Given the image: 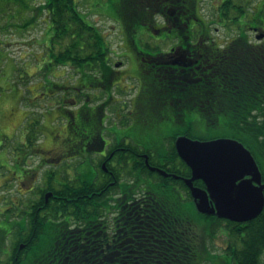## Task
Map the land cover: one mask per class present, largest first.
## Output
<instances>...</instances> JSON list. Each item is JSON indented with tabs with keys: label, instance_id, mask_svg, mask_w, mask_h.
Instances as JSON below:
<instances>
[{
	"label": "trees",
	"instance_id": "trees-1",
	"mask_svg": "<svg viewBox=\"0 0 264 264\" xmlns=\"http://www.w3.org/2000/svg\"><path fill=\"white\" fill-rule=\"evenodd\" d=\"M79 1L45 0L41 7V10H46V20L51 22L53 28L49 48L50 66L85 69L83 76H108L111 73L108 69L112 67L109 41L99 26L87 21L89 15L80 11ZM187 1L195 11V0H118L114 5L117 14H125V20L146 18L152 24L157 22V18L152 17L154 11L164 3L185 4ZM131 9H134V14L130 17ZM263 10L264 5L261 12ZM110 18L116 21L113 14ZM220 57L219 69L207 75L210 79L182 76L167 80L162 75L157 77L151 74L154 78L149 86L152 88L157 83L170 81L175 98L180 97V89L184 87L186 95L183 98L189 102L185 111L190 117L194 112H203V105L208 101L214 102L209 107L222 118H213L218 121L213 122L212 126L201 123L202 126L214 127L229 120L234 121L229 118H237L235 121L239 125L252 120L257 128L263 129V120L256 122L255 118L259 117L254 113L264 118V41L251 43L238 36L231 43L230 51ZM145 60L151 61L147 67H164L163 59ZM211 82H214L212 89L207 86ZM261 96L263 99H260ZM232 102L236 115L232 113V116H228L226 109ZM154 105L159 107L156 102ZM173 108L178 109L176 105ZM199 122H202V118ZM188 133L174 136H188ZM150 164L179 177H163L145 168L139 169V176L143 172V176H140L142 182L143 178L146 182L152 179L166 190L179 185L182 187V179L190 177L189 168L179 160L173 146L158 154ZM257 164L264 182V170ZM131 174L129 169L126 176L131 178ZM88 181H67L58 187L50 186L49 189L60 198H50L46 204L43 197L37 203L36 197L23 199L21 195L8 203L0 211V221L3 223L0 227V264H205L207 256L213 259V264H264V208L259 216L247 223H232L205 214H199V221L195 222L192 217L179 215L177 208L169 206L151 191L139 196L138 201L132 199V206L137 207L132 230L129 228L127 233L121 230L108 234L105 244L100 241L101 235L92 232L91 244L87 249L86 245L71 241V236L77 230L69 229L70 223L65 216H72L81 224L89 220L91 226L98 221L99 212L102 211L100 203L104 199L94 196L89 202L86 201V190L93 192L99 186ZM194 185L203 186L201 181H195ZM183 187L187 194L186 201L192 202L188 189ZM116 192L115 187H109L106 198ZM33 202L34 206L31 205ZM23 204L25 210L21 207ZM39 205L42 208H38ZM7 224L10 226L7 227ZM201 229L205 235L200 234ZM218 232L227 236V247L222 255L212 254L206 241V238ZM21 244L24 247L20 249Z\"/></svg>",
	"mask_w": 264,
	"mask_h": 264
},
{
	"label": "flooded vegetation",
	"instance_id": "flooded-vegetation-1",
	"mask_svg": "<svg viewBox=\"0 0 264 264\" xmlns=\"http://www.w3.org/2000/svg\"><path fill=\"white\" fill-rule=\"evenodd\" d=\"M195 1V11H193L189 1L185 4L164 3L152 15L154 19L157 18V26H154V22L151 24L146 18H143V22V19H124V23L117 21L118 33L124 45L123 50H128L132 46L140 63V69L135 68L133 70L134 73L139 71L147 72L157 77L162 75L167 80L171 77L174 79L182 76H198L200 80H207L210 79V76H207L208 74H213L219 69L220 58H223L220 56L230 51V45L236 37L241 36L251 43L264 41V32L258 25L254 28L248 27L254 32V40L258 39L254 41L248 34L247 27L245 29L237 28L233 24L236 18L245 12L243 5L237 4L235 0ZM203 2L207 4L208 14L202 13L200 4L203 5ZM262 5L259 3V8L255 12L257 10L261 12ZM133 11L134 9H131L130 17L134 14ZM128 24L137 25L135 31L136 39H131L132 41H129L126 36L125 29L127 30ZM212 25L220 26L227 30L230 29L231 31L234 30L233 26L237 29L234 31L235 35L220 38L211 33ZM215 31L217 32L218 28H215ZM137 38L139 43L143 47H147V49L152 48L151 41L158 39V43H160L159 49L161 50L156 52L155 55L145 54L143 50H138V45L135 44L137 43ZM146 58L163 59L164 67H157V65L147 67L143 62ZM97 70L104 71L103 69ZM108 70L111 71L108 76L103 74L83 76L82 71H85V69L74 67H56L53 69L51 75L56 80L63 78L62 82L64 84L51 81L52 86L56 89L51 87L50 91L43 84L38 89V91H41L35 97L39 95L41 98L44 96H55V98L59 99H57V103L71 108H66V112L70 118L68 125L76 133L74 145L70 152L62 149V138L59 135L62 131L52 133V138L55 142L47 148L46 155L39 157L38 154H34L40 159L38 164L35 166L27 165V156L31 155L30 153L20 158L19 170L27 176L23 178L22 174L19 176L16 174L12 175L13 179L18 181L21 186H25L26 182L30 183L29 189L24 194H30L28 196L31 198L36 197L37 203H39L41 197L45 198L46 193H51L52 196L50 198H60L49 187H58L66 184L67 181L79 183L89 180V183L99 185L93 192L88 189L84 194L87 202L94 196L104 199L100 203L102 211L99 212L100 215L97 222L91 226L89 220L81 224L79 221H75L72 216H65V219L70 223L69 229L72 231L77 230L73 234L74 236H71V241L86 245L87 249L91 244L92 232L93 234L101 235L102 239L100 241L105 244L108 234L121 230L127 233L129 228L133 229L136 221V219L133 221V216L136 215L137 207L132 206V199L134 198L138 201L139 191H137V185L140 181L143 183L140 180L143 172L139 176V169L150 170V167L153 166L150 162L158 155H155L153 150H151L146 138L123 135L117 130L121 127V118H130L132 116L129 111L123 114V105H120L121 107L119 108L117 106L113 107L109 98H111L115 88L131 76L128 74L127 68L123 69L122 67L113 66ZM169 82L157 83L154 89L156 98L154 102L159 107H156L161 109L164 106L169 110L170 114V108L176 105L178 112L171 113L170 118L190 117L185 111V106L189 103L183 98L186 95L185 88L181 87L180 97L175 98L176 96L172 95L174 90L171 89ZM213 85L214 82L207 84L211 89ZM160 103L162 104L161 106L159 105ZM213 103L208 101L203 105L205 106V112L199 113L202 118L219 117L214 112V109L209 107ZM192 115L194 114L192 113ZM98 118H110L115 125V130L108 132L100 130L97 123ZM24 119H26V115L22 120ZM53 119L55 121L57 118ZM30 125L37 126L36 122ZM167 147L165 145L164 150ZM36 153H39V151H36ZM79 157L88 159L92 163L93 174L91 178L77 173L71 175L70 172L75 167V163L71 164V161H76ZM49 160L54 161V163H49ZM158 165L161 166L162 163ZM129 169L132 172L131 178L126 176V172ZM55 179H58L56 183ZM123 181L126 182L122 183ZM38 183H40L39 186ZM123 184L127 185L128 188ZM35 187L38 188L37 195L35 194ZM109 187H115L117 192L111 193L107 199L106 191ZM182 190L185 197V190L183 188ZM46 200L44 201L45 204L47 203ZM31 205L34 206L35 203H31ZM21 207L24 210L26 208L25 204L21 205ZM38 208H42V205H39ZM24 210V215H22L26 217ZM74 246L76 245L74 244Z\"/></svg>",
	"mask_w": 264,
	"mask_h": 264
},
{
	"label": "rangeland",
	"instance_id": "rangeland-1",
	"mask_svg": "<svg viewBox=\"0 0 264 264\" xmlns=\"http://www.w3.org/2000/svg\"><path fill=\"white\" fill-rule=\"evenodd\" d=\"M47 1V0H46ZM118 0H80V11L87 12L90 23L98 25L99 28L106 34L111 50L117 51L120 45L121 38L118 33L117 25L111 19L110 15L115 16L116 21L124 23L125 14H117L115 12ZM207 2V0H206ZM264 5V0H239V4L246 6V11L240 14L233 22L237 28L259 26L264 30V10L262 12H253L251 9L258 7V3ZM45 0H0V211L3 210L8 201L16 200L20 195L24 194L30 183L26 182L25 186H20L18 181L12 178V174L20 175L25 178L27 175L19 170L20 158L25 154H38L39 157L46 155L47 148L51 146L55 140L52 138V133L60 132L62 138L61 148L70 152L74 145V137L76 133L68 125V114L66 112L67 106L55 105L57 99L54 97H42V100L47 97V100L40 101L37 97V107H32L34 97L39 93L40 86L37 81L42 78V83L47 86L50 91L52 85L51 75L54 66H50V38L53 35V28L50 21L46 20L48 15L46 10H41ZM206 3L200 4L203 14H208ZM211 8V6H209ZM251 8V9H250ZM157 26V23H154ZM234 30H227L220 26L212 25L211 33L220 38L235 35ZM146 28V27H143ZM218 28V31H215ZM137 25L128 24L126 36L129 41L136 39L135 31ZM248 34L254 40V33L250 29H246ZM162 36V35H161ZM256 41V40H254ZM158 39L151 41V49L143 47L137 38L135 43L139 51H144L145 54L155 55L160 48ZM123 47H120V49ZM136 48V51L138 52ZM119 51V50H118ZM121 51V50H120ZM122 55L126 57H113V64L122 63L121 67L128 69L129 77L126 81L121 82L117 90L112 93L109 98L113 107L117 105H124L123 114L129 111L132 117L121 118L127 124L119 127L117 130L123 135H131L136 137H144L148 140V144L153 150L154 154H163L165 145H168L170 138L174 134L184 133L189 131L188 139L192 141H206L211 139H231L241 143L246 149L250 151L255 160L259 163L262 170H264V128L260 129L254 125L252 120H248L246 124L239 125L235 119L234 121H227L225 124L216 125L214 127H205L201 123L212 126L217 119L208 117L202 118L199 113L194 112L191 117L187 118H170L171 113H177L176 108L171 107V113L163 106L159 109L153 105L155 98V85L150 88L149 82L154 76L150 73L133 72L135 68L140 69L137 56L131 46L128 50L121 51ZM115 56H117L115 54ZM147 62L146 66H150V60H143ZM42 68V69H41ZM37 72V73H36ZM36 73V74H34ZM39 73H42L38 75ZM50 73V75H49ZM34 74V75H33ZM45 74V75H43ZM47 74L49 76H47ZM54 79V78H53ZM61 82L63 78L58 80ZM53 80V81H54ZM62 85L64 84L61 82ZM116 87V88H117ZM56 89L55 87H53ZM115 88V89H116ZM34 91V95L31 93ZM22 93V97L20 94ZM257 99V98H256ZM263 99V96L260 97ZM59 100V99H58ZM102 101H104L102 99ZM258 101V99H257ZM233 102L227 106L228 116L235 114L233 109ZM118 108L121 106H117ZM71 109V108H69ZM24 110L33 111L34 116H30L28 120L22 123V112ZM205 110L201 113H204ZM256 122L264 124V118L258 113H254ZM233 116V117H234ZM54 117L57 119L54 121ZM202 118V122H199ZM218 118H222L219 115ZM114 120V119H113ZM38 122L36 131H28L31 123ZM98 128L102 131L115 130V125L110 122V118H98ZM28 138V139H27ZM37 140L36 143L34 141ZM30 145V146H29ZM53 147V146H52ZM39 151V153H34ZM36 155H31L28 158L27 165L35 166L40 159ZM54 163V161H48ZM75 163L74 169L70 172L71 175L80 174L84 177L91 178L93 170L91 162L88 159L79 157ZM58 179H55V183ZM137 185V191H143L144 187ZM151 191L155 196L169 206L177 208L179 215L192 217L195 222L199 212L191 201H186L184 191L176 186L172 190H166L159 186V183L148 181L145 183V189ZM6 200L3 201V196ZM24 197V196H23ZM7 201V202H6ZM0 221V227L2 226ZM7 227L10 224L6 225ZM224 227V225H223ZM200 234L205 235L204 230L201 229ZM211 238H206L208 248L212 254L222 255L227 247V236L221 232L212 235ZM12 238V237H11ZM10 244V241L8 242ZM9 246V245H8ZM210 256L206 257L205 264H213V259ZM264 260V256H263ZM218 262V259H215Z\"/></svg>",
	"mask_w": 264,
	"mask_h": 264
},
{
	"label": "water",
	"instance_id": "water-1",
	"mask_svg": "<svg viewBox=\"0 0 264 264\" xmlns=\"http://www.w3.org/2000/svg\"><path fill=\"white\" fill-rule=\"evenodd\" d=\"M175 148L191 170V177L184 182L199 213L239 223L261 213L264 207L261 173L253 156L241 143L222 138L192 141L179 136ZM195 180H201L205 190L194 187Z\"/></svg>",
	"mask_w": 264,
	"mask_h": 264
}]
</instances>
